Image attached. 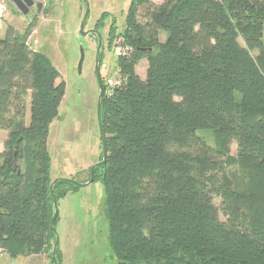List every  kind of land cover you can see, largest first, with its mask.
<instances>
[{"label":"trees","instance_id":"obj_1","mask_svg":"<svg viewBox=\"0 0 264 264\" xmlns=\"http://www.w3.org/2000/svg\"><path fill=\"white\" fill-rule=\"evenodd\" d=\"M263 33L264 0L130 1L121 84L101 101L106 160L93 179L113 264H264ZM29 34L7 24L0 36V254L13 258L53 245L47 139L65 94ZM204 128L217 133L215 147ZM79 188L58 179L53 194L58 203Z\"/></svg>","mask_w":264,"mask_h":264},{"label":"rangeland","instance_id":"obj_2","mask_svg":"<svg viewBox=\"0 0 264 264\" xmlns=\"http://www.w3.org/2000/svg\"><path fill=\"white\" fill-rule=\"evenodd\" d=\"M0 1L7 9L0 17V36L5 35L7 24L20 33L29 31L30 46L50 59L65 83L59 113L49 126L47 139L52 159L51 178L84 182L88 180L91 167L101 160L102 151L96 113L99 84L94 74L97 38L92 30H98L100 34L99 70L103 89H107L110 81L119 78L115 49L119 45L118 34L124 28V17L131 0H33L41 2L42 7L32 18L21 14L8 0ZM86 9L88 16L84 31L89 33L82 36L79 34L80 22ZM36 10L33 4L30 12L35 13ZM164 38L165 34L161 33L160 40ZM80 47L83 60L79 72ZM147 64L143 57L135 66L142 79L145 78ZM26 119L29 120L28 97ZM197 133L209 145L216 146L218 136L213 129L204 128ZM236 154V144L232 143L230 157L236 158ZM230 172L238 173L237 167H230ZM213 202L220 219L225 220L220 198L215 196ZM57 208L60 264L114 263L108 243L104 190L99 179L59 199ZM52 247L46 253L15 258L4 253L0 255V264H53L50 261Z\"/></svg>","mask_w":264,"mask_h":264},{"label":"water","instance_id":"obj_3","mask_svg":"<svg viewBox=\"0 0 264 264\" xmlns=\"http://www.w3.org/2000/svg\"><path fill=\"white\" fill-rule=\"evenodd\" d=\"M21 14L26 15L28 18H32L33 15H38L41 7H42V3L41 2H34L33 0H8ZM35 4L37 7V10L35 13L30 12V7ZM88 16V9H86V11L84 12L83 16H82V20L80 22V31L79 34L82 36H85L87 33H89L88 31H84V24L86 21V18ZM93 33H95L96 37H97V54H96V60H95V73L97 76V80H98V84H99V94H98V101H97V109H96V113H97V122H98V127H99V135H100V142H101V148H102V158L99 162L95 163L90 170V175L88 180L84 181V182H80L74 179H68V178H55L51 185H50V194H51V198H52V203L54 206V212L53 215L51 217V222H50V230L54 233V243H53V247L51 250V259L50 261L53 264H60L58 259H57V248L59 245V238L57 236L56 233V228H55V220L56 217L58 215V203H57V199L55 198L54 194H53V184L58 180V179H66L67 181L77 185L78 187H84L86 185H88L89 183H91L94 179V174H95V170L96 167L99 166V169H101L105 163L106 160V155H107V148H106V139H105V133L103 131V126H102V119H101V101H102V97H103V86H102V81H101V76H100V70H99V63H100V53H101V38H100V34L98 32V30L93 29L92 30ZM151 50V48L149 49ZM80 59L78 62V71L80 72L81 69V64H82V60H83V49L80 47Z\"/></svg>","mask_w":264,"mask_h":264},{"label":"built area","instance_id":"obj_4","mask_svg":"<svg viewBox=\"0 0 264 264\" xmlns=\"http://www.w3.org/2000/svg\"><path fill=\"white\" fill-rule=\"evenodd\" d=\"M6 10L7 9H6L4 2L0 1V17H2V15L6 12ZM127 51H128L127 47H124L122 45V39H121V37H119V45L115 49L116 56L118 57L121 55H125L127 53ZM117 75L119 76V78L114 82H111V81L109 82L108 88L105 89L106 93H111L115 87H117L121 84V76L119 74V71H118Z\"/></svg>","mask_w":264,"mask_h":264},{"label":"crops","instance_id":"obj_5","mask_svg":"<svg viewBox=\"0 0 264 264\" xmlns=\"http://www.w3.org/2000/svg\"><path fill=\"white\" fill-rule=\"evenodd\" d=\"M157 3H161L163 0H159V1H156V0H153ZM28 41V40H27ZM29 43V42H28ZM58 113H59V110H58ZM52 123V122H51ZM7 136V132L4 130V129H1L0 128V149H2V146H3V141L5 140ZM51 164H52V159H51ZM69 194V193H68ZM68 194H66L64 197H66ZM63 197V198H64ZM62 199V198H61ZM5 252H2L1 254L3 255ZM0 254V255H1ZM7 254V253H6Z\"/></svg>","mask_w":264,"mask_h":264},{"label":"flooded vegetation","instance_id":"obj_6","mask_svg":"<svg viewBox=\"0 0 264 264\" xmlns=\"http://www.w3.org/2000/svg\"><path fill=\"white\" fill-rule=\"evenodd\" d=\"M10 4V3H9ZM12 5V4H11ZM36 6V5H35ZM36 9H37V7H36ZM93 34H95V33H93ZM97 38V37H96ZM99 66H100V63H99ZM94 74H95V77H96V79H97V76H96V73H95V65H94ZM99 162V161H98ZM97 168H99V166L98 167H96V169ZM95 172H96V170H95ZM89 175H90V172H89ZM88 178H89V176H88Z\"/></svg>","mask_w":264,"mask_h":264}]
</instances>
